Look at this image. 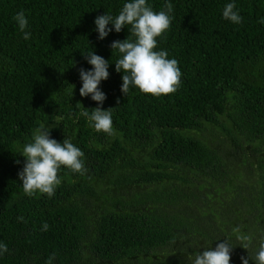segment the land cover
<instances>
[{
    "label": "trees",
    "instance_id": "1",
    "mask_svg": "<svg viewBox=\"0 0 264 264\" xmlns=\"http://www.w3.org/2000/svg\"><path fill=\"white\" fill-rule=\"evenodd\" d=\"M127 2L0 0V243L9 249L0 264H47L53 254V264H193L226 239L230 264H243L264 242V0H147L156 12L173 5L155 50L183 74L159 97L121 91L110 45L135 40L131 26L109 24L103 40L95 31L97 16ZM228 3L241 23L223 17ZM94 51L110 63L100 88L112 135L81 115L100 106L80 95L79 70L93 68L83 54ZM40 124L85 154L83 174L61 166L51 198L29 197L18 175Z\"/></svg>",
    "mask_w": 264,
    "mask_h": 264
},
{
    "label": "clouds",
    "instance_id": "2",
    "mask_svg": "<svg viewBox=\"0 0 264 264\" xmlns=\"http://www.w3.org/2000/svg\"><path fill=\"white\" fill-rule=\"evenodd\" d=\"M166 11L156 12L147 0H131L124 4L122 10L115 17L106 13L97 16L95 25L99 33L98 39H105L114 26L117 33L121 32L126 26H131V36L125 40L113 41L110 47L118 50L121 54L115 62L117 72H123L121 91L126 95L130 86H135L141 92L153 96H167L175 93L181 86L182 71L176 59H169L168 52L165 50L156 51L158 47V37L169 30L173 16V5L168 3ZM235 3H228L223 10V17L235 24L242 22V16L235 10ZM13 19L17 22L24 39H29L30 32L25 31L28 27V19L24 11L17 13ZM85 55L87 62L93 66L91 70L80 68L79 74L82 80L80 95L83 97L91 96L92 100L99 103V107L93 108L91 114L85 110L81 113L90 122H93L97 132L109 135L113 134L112 109H103L106 94L101 90L100 84L110 76L108 71L109 61L90 52ZM75 88V87H74ZM78 103L76 106H79ZM26 158L22 171L19 172V179L22 187L29 197L37 192L47 194L49 198L54 196L55 190L62 183L59 175L61 166L71 169L73 172L83 174L85 163L84 152L75 146L69 138L64 139L63 143L51 137V129L44 124L33 132L32 142L24 145L21 154ZM19 163V161H17ZM19 219L23 220V217ZM49 225L45 222L42 230L47 231ZM250 239V238H244ZM242 247L248 250V245ZM234 246L226 239L218 243L214 248H205L204 251L196 252L193 264H230ZM6 244L0 243V255L8 253ZM55 254L49 257L47 264H53ZM249 259L255 264H264V242L259 245L255 255L249 253V257L241 256L243 264H249Z\"/></svg>",
    "mask_w": 264,
    "mask_h": 264
}]
</instances>
